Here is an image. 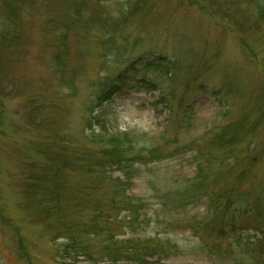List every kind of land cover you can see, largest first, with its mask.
Returning a JSON list of instances; mask_svg holds the SVG:
<instances>
[{
	"label": "trees",
	"instance_id": "1",
	"mask_svg": "<svg viewBox=\"0 0 264 264\" xmlns=\"http://www.w3.org/2000/svg\"><path fill=\"white\" fill-rule=\"evenodd\" d=\"M40 1L49 6L44 35L49 39L54 36L50 47L55 53L50 66L70 97L78 92L77 76L86 67L79 62L73 65L69 54L75 45H84L85 31L97 29L115 36L121 32L119 22L128 11L137 14L142 6L149 5L145 0H127V9L121 7L115 19L106 4L118 0ZM249 2L251 9L241 15L230 12L234 6L236 11V0H225L213 12L232 21L238 34H249L255 41L252 44L264 47V0ZM21 4L32 8L37 0H0V45L8 50L16 46L13 56L20 59V48L25 50L29 44L20 22ZM69 35L76 38L71 40ZM252 44L246 42L245 46L254 56ZM173 66L174 62L152 56H141L136 63L122 65L114 74L100 78L94 92L83 101L79 130L42 131L34 150L37 157L25 163L21 182L25 207L32 219L52 241H61L55 246L56 257L83 258L93 264H157L159 259L179 252L177 242L157 232L140 236L148 231L152 219L147 217L146 203L127 191L138 172L135 165L154 164L195 151V175L161 197L163 209L156 223L171 231L175 216L187 206L203 205L207 213L201 219L177 220L194 221L199 230L206 229L215 239L223 240L224 248L210 243L219 257L233 264H264V179L257 182L254 175L256 164L264 159V97L260 95L264 87L252 98V108L239 115L237 121L217 125L206 133L203 138L209 142L204 149L198 146V139L181 144L178 138H170L159 146L147 134H105L103 121L94 113L95 108L124 89L138 91L146 85L155 89L146 73L170 71ZM224 87L230 90V86ZM169 90L170 95L158 103L171 107L172 88ZM30 102L44 103L34 97ZM182 106L179 123L189 129L193 107L189 100L178 104L179 110ZM94 126L99 131L95 132Z\"/></svg>",
	"mask_w": 264,
	"mask_h": 264
},
{
	"label": "rangeland",
	"instance_id": "2",
	"mask_svg": "<svg viewBox=\"0 0 264 264\" xmlns=\"http://www.w3.org/2000/svg\"><path fill=\"white\" fill-rule=\"evenodd\" d=\"M145 1L149 5L142 6L137 14L128 11L122 18L121 32L115 36L97 29L85 31L84 45H75L69 54L73 65L79 62L86 67L77 76L78 92L74 97L59 84L50 66L55 53L50 47L54 36L50 40L43 32L49 6L40 0L32 8L21 4L20 22L29 41L25 50L20 48L22 58L13 56L16 46L8 50L0 45V264H93L83 258L56 257L55 246L61 241H52L26 209L21 173L29 158L37 157L34 150L42 131L66 128L76 132L82 127V103L94 92L100 78L114 74L129 62L136 63L141 56L174 62L170 71L146 73L155 89L147 85L143 86L148 88L146 91L124 89L95 108L94 113L103 121L105 134H147L159 146L170 138H178L181 144L198 139L200 149L209 142L203 138L208 131L237 121L239 115L252 108V98L264 87V47L252 44L255 41L249 34H238L232 21L214 14L216 6L225 0ZM236 1V11L234 6L230 12L241 15L251 9L250 0ZM106 6L117 19L120 8L127 9L128 1H112ZM243 42L252 44L254 56ZM170 88L171 107L158 103L170 95ZM33 97L44 103H31ZM186 100L193 107L189 129L179 123L184 105L179 110L178 104ZM93 130L97 132L99 128L94 126ZM195 155V151L184 152L154 164L135 165L138 172L127 193L146 203L147 217L152 219L148 231L140 236L157 232L178 244L179 252L159 259L157 264H233L210 248V243L224 248L223 240L215 239L206 229L199 230L194 221L177 220L201 219L207 213L203 205L187 206L175 216L171 231L156 223L163 209L161 197L195 175ZM254 175L257 182L264 179V159L256 164Z\"/></svg>",
	"mask_w": 264,
	"mask_h": 264
}]
</instances>
